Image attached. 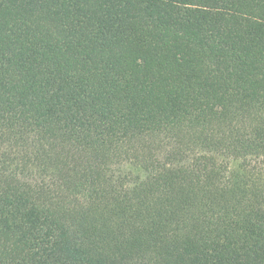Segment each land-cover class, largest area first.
<instances>
[{
	"label": "trees",
	"instance_id": "trees-1",
	"mask_svg": "<svg viewBox=\"0 0 264 264\" xmlns=\"http://www.w3.org/2000/svg\"><path fill=\"white\" fill-rule=\"evenodd\" d=\"M0 264H264V0H0Z\"/></svg>",
	"mask_w": 264,
	"mask_h": 264
}]
</instances>
